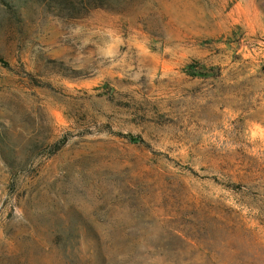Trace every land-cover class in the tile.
Wrapping results in <instances>:
<instances>
[{"label":"rangeland","instance_id":"obj_1","mask_svg":"<svg viewBox=\"0 0 264 264\" xmlns=\"http://www.w3.org/2000/svg\"><path fill=\"white\" fill-rule=\"evenodd\" d=\"M79 6L0 0V264H264V0Z\"/></svg>","mask_w":264,"mask_h":264},{"label":"trees","instance_id":"obj_2","mask_svg":"<svg viewBox=\"0 0 264 264\" xmlns=\"http://www.w3.org/2000/svg\"><path fill=\"white\" fill-rule=\"evenodd\" d=\"M71 3L75 11H78V5H81L79 7H82V10L86 11L92 8L103 7L107 3V0H71Z\"/></svg>","mask_w":264,"mask_h":264},{"label":"built area","instance_id":"obj_3","mask_svg":"<svg viewBox=\"0 0 264 264\" xmlns=\"http://www.w3.org/2000/svg\"><path fill=\"white\" fill-rule=\"evenodd\" d=\"M262 62H263V65H262V71H263V73H264V56H263V58H262Z\"/></svg>","mask_w":264,"mask_h":264}]
</instances>
